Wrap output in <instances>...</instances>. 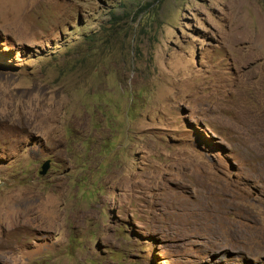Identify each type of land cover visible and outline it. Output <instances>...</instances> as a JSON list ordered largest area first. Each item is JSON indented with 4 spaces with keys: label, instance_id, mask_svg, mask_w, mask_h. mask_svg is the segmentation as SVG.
<instances>
[{
    "label": "rangeland",
    "instance_id": "rangeland-1",
    "mask_svg": "<svg viewBox=\"0 0 264 264\" xmlns=\"http://www.w3.org/2000/svg\"><path fill=\"white\" fill-rule=\"evenodd\" d=\"M0 242L264 264V0H0Z\"/></svg>",
    "mask_w": 264,
    "mask_h": 264
},
{
    "label": "water",
    "instance_id": "water-1",
    "mask_svg": "<svg viewBox=\"0 0 264 264\" xmlns=\"http://www.w3.org/2000/svg\"><path fill=\"white\" fill-rule=\"evenodd\" d=\"M50 165H51V159L45 160L44 163L42 164V168L40 170V174L41 175H46L48 170L50 169Z\"/></svg>",
    "mask_w": 264,
    "mask_h": 264
},
{
    "label": "bare ground",
    "instance_id": "bare-ground-1",
    "mask_svg": "<svg viewBox=\"0 0 264 264\" xmlns=\"http://www.w3.org/2000/svg\"><path fill=\"white\" fill-rule=\"evenodd\" d=\"M14 223H16V221H15ZM14 223H13V225H14ZM1 242H3V241H1ZM1 242H0V243H1ZM3 245H6V243H3L2 246H3ZM7 246H8V245H7ZM0 247H1V246H0Z\"/></svg>",
    "mask_w": 264,
    "mask_h": 264
}]
</instances>
